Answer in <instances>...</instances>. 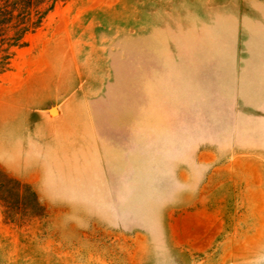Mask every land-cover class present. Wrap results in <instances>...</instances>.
Listing matches in <instances>:
<instances>
[{
  "label": "rangeland",
  "instance_id": "374dc122",
  "mask_svg": "<svg viewBox=\"0 0 264 264\" xmlns=\"http://www.w3.org/2000/svg\"><path fill=\"white\" fill-rule=\"evenodd\" d=\"M0 264H264V0H66L10 49Z\"/></svg>",
  "mask_w": 264,
  "mask_h": 264
},
{
  "label": "trees",
  "instance_id": "16d2710c",
  "mask_svg": "<svg viewBox=\"0 0 264 264\" xmlns=\"http://www.w3.org/2000/svg\"><path fill=\"white\" fill-rule=\"evenodd\" d=\"M66 0H0V74L6 69L10 49L26 44L58 2Z\"/></svg>",
  "mask_w": 264,
  "mask_h": 264
}]
</instances>
